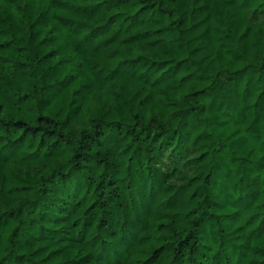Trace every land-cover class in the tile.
<instances>
[{
    "label": "trees",
    "instance_id": "trees-1",
    "mask_svg": "<svg viewBox=\"0 0 264 264\" xmlns=\"http://www.w3.org/2000/svg\"><path fill=\"white\" fill-rule=\"evenodd\" d=\"M0 264H264V0H0Z\"/></svg>",
    "mask_w": 264,
    "mask_h": 264
}]
</instances>
